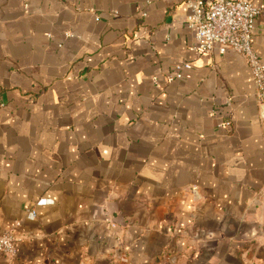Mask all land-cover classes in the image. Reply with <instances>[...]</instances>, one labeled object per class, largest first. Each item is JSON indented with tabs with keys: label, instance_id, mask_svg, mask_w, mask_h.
I'll return each mask as SVG.
<instances>
[{
	"label": "crops",
	"instance_id": "1",
	"mask_svg": "<svg viewBox=\"0 0 264 264\" xmlns=\"http://www.w3.org/2000/svg\"><path fill=\"white\" fill-rule=\"evenodd\" d=\"M187 13L0 0V264H264V108ZM253 42L264 60V11Z\"/></svg>",
	"mask_w": 264,
	"mask_h": 264
},
{
	"label": "built area",
	"instance_id": "2",
	"mask_svg": "<svg viewBox=\"0 0 264 264\" xmlns=\"http://www.w3.org/2000/svg\"><path fill=\"white\" fill-rule=\"evenodd\" d=\"M186 5V25L195 30L193 50L204 53L217 48L225 53L231 49L243 55L256 84V99L259 104H264V60L253 42L264 8L254 0H186ZM191 67L190 62L177 64L166 78L169 82L182 79L184 70ZM49 202L48 199L41 198L36 201V206L47 205ZM36 216V209H31L29 217L34 219ZM17 242L18 238L13 232L0 234V251L9 257H15Z\"/></svg>",
	"mask_w": 264,
	"mask_h": 264
},
{
	"label": "water",
	"instance_id": "3",
	"mask_svg": "<svg viewBox=\"0 0 264 264\" xmlns=\"http://www.w3.org/2000/svg\"><path fill=\"white\" fill-rule=\"evenodd\" d=\"M261 105V107H263L264 108V104H260Z\"/></svg>",
	"mask_w": 264,
	"mask_h": 264
}]
</instances>
